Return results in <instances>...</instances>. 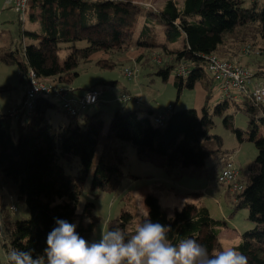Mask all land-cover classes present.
Returning <instances> with one entry per match:
<instances>
[{
  "label": "trees",
  "instance_id": "obj_1",
  "mask_svg": "<svg viewBox=\"0 0 264 264\" xmlns=\"http://www.w3.org/2000/svg\"><path fill=\"white\" fill-rule=\"evenodd\" d=\"M26 23H38L39 27L26 29ZM2 34L10 36V44L0 45V62L19 66L24 80L34 71L39 79H56L63 85L70 78L72 84L82 63L93 62L104 69L116 67L111 59L93 57L101 52L112 55L114 47L126 45L137 52L135 66L152 67L164 82L175 73L179 97L183 89L192 90L199 82L207 91L202 115L195 110H172L163 125L154 121L160 115L156 110H116L98 160L106 127L103 112L84 113L57 128L49 123L48 114L63 110L50 97L39 96L30 117L21 108L18 117L10 116L20 104L0 112V190L7 191L15 205H23L30 215L13 222L12 213L17 211L3 205L4 239L0 243L8 253L19 249L31 252L33 258L44 256L47 236L57 227V219L75 224L78 235L89 241L98 217L95 203L89 202L77 218L83 188L93 172L90 189L94 197L114 191L123 180L129 147L135 149L139 160L160 166L177 178L185 174L216 177L218 168L223 170L230 161L222 138L212 134L213 116H218L240 143L252 142L259 151L246 173L240 174L242 190L233 193L228 188L227 195L234 210L248 211V220L255 226L235 247L248 258V264H264V138L259 137L264 104H257L252 96L224 97L211 115L208 104L216 81L207 73L208 57L213 55L252 73L239 61L247 59L240 49L235 55L227 53L230 46L236 50L241 45L255 59L253 85L264 84L256 80L264 78V0H184L181 5L169 0L158 15L114 0H30L27 19L19 17L18 35ZM181 40L184 47L177 49L175 45ZM80 43L86 46L77 47ZM69 45L72 52L62 65L50 59L53 49ZM156 52L164 58L159 67L152 63ZM182 65L189 68L186 76L177 74ZM91 90L97 89L92 86L83 92ZM6 91L0 87V93ZM238 112L248 119L246 131L236 127L234 114ZM76 161L77 174H67L63 163ZM145 204L153 222L170 226L173 244L186 237L199 240L205 231L216 238L227 227L225 221L214 220L204 206L194 212L187 208L168 220L155 195H147ZM126 218L127 214H122L112 228L132 234Z\"/></svg>",
  "mask_w": 264,
  "mask_h": 264
},
{
  "label": "rangeland",
  "instance_id": "obj_2",
  "mask_svg": "<svg viewBox=\"0 0 264 264\" xmlns=\"http://www.w3.org/2000/svg\"><path fill=\"white\" fill-rule=\"evenodd\" d=\"M121 1L137 7L139 12L145 9L148 14L154 13L158 15L159 11L169 0H114ZM181 5L184 0H173ZM250 2V1H248ZM9 0H0V34L11 32L17 36L19 31V17L24 20V17L17 13L10 7ZM143 19V18H142ZM141 20V18H140ZM8 22V23H5ZM144 21L142 20V23ZM5 23V24H3ZM39 24L26 23V29H37ZM257 41H260L257 38ZM25 43H28L25 41ZM10 36L2 34L0 36V45L9 46ZM85 45V43L76 44L77 47ZM177 49L181 48V43L175 45ZM228 49L229 54L235 55L239 49L242 51V56L245 58L243 61L239 59L243 66L255 74L257 71L254 66V57L248 55L247 48ZM82 48V47H80ZM72 46H62L59 49L55 48L50 52V59H56L62 65L68 55L72 52ZM239 50V51H240ZM238 51V53H239ZM246 52V53H245ZM111 54L101 52L96 54L93 59H111L117 63L114 68H101L96 63L84 64L82 63L77 70L79 76L71 83L66 84L57 83L58 87L72 86L78 93L83 92L86 88L95 86L96 89L103 92V96L99 102L90 107L86 114H95L98 112L104 113L106 122L105 132L99 146L98 156L104 143L106 132L108 131L111 119L116 110L128 111L131 109L147 108L152 106L156 108L159 114H164L169 107L172 110H195L200 115L203 114V109L207 102V91L204 85L199 82L195 88L183 89L181 96L178 95V89L174 84L175 73H172L168 82H164L157 74V70L152 67L135 66L134 60L136 59L137 52L133 49L114 47ZM161 63H158V60ZM152 63L157 67L164 63V58L159 52H156ZM249 64V65H248ZM154 66V68L156 67ZM264 69V63H261ZM126 70L134 72V77L129 79L126 75ZM208 73V72H207ZM28 76V74H27ZM264 76V75H263ZM212 78V77H211ZM27 80V77H26ZM24 80L19 66L6 65L0 62V87L7 88L6 92L0 93V112L4 113L9 108L19 106L28 88V82ZM257 81L264 82V78L256 79ZM133 98L138 99L139 102L131 101L125 103L122 101V96L127 94ZM224 98L223 92L220 90L218 83L213 84V96L208 104V111L211 115L214 114L215 107ZM59 108H62L60 100L50 98ZM138 104V105H137ZM230 114L234 110L229 111ZM235 123L236 127L244 131L248 127V119L241 113H236ZM215 127L212 134L218 135L222 138L224 148L230 152L229 160L233 162L239 174H245L249 166L253 164L257 158L259 151L254 143L245 141L240 143L235 135L227 130L223 124V118L213 116ZM48 121L54 127L66 125L70 118L61 111H50L48 114ZM15 124V122H13ZM260 133L259 137L264 138V125L259 123ZM126 164L123 168V180L121 184L112 192H100L97 197L93 196L90 185L92 181L93 172L90 174L87 183L83 188L82 197L77 209V218L82 214L84 206L89 203H95L94 214L98 217L97 225L94 234L89 242L98 241L101 238L102 230L107 231L112 223L119 219L122 214L126 213V221L131 228L129 232L135 230L137 224L141 223L143 217L140 215L142 211L147 208L145 204V197L147 195H155L159 199L161 208L166 215V218L175 217L177 213L182 212L187 208H191L193 212L199 206L207 207L214 220L226 222L227 227L223 228L222 233L218 237H213L209 232H203L200 235L199 243L203 244L211 252L212 250H220L226 247H235L242 242V235L254 229V225L248 220V211L240 210L235 211L233 202L229 200L225 186L218 183L217 174L222 173V168H218L216 177H207L202 174L201 176H191L188 174L176 177L171 175L164 168L149 162H143L138 159L134 148L129 147L126 151ZM67 174L76 175L79 169L78 162L68 164L63 163ZM14 199L5 190H0V242L4 239L2 216L3 205L16 206ZM17 212L12 213L13 222L26 220L30 215L23 205H17ZM148 209V208H147ZM6 211L4 210V213ZM86 223V222H85ZM8 252L0 243V264H8Z\"/></svg>",
  "mask_w": 264,
  "mask_h": 264
},
{
  "label": "clouds",
  "instance_id": "obj_3",
  "mask_svg": "<svg viewBox=\"0 0 264 264\" xmlns=\"http://www.w3.org/2000/svg\"><path fill=\"white\" fill-rule=\"evenodd\" d=\"M86 98L93 99L91 94ZM140 215L143 220L132 234L110 227L93 242L78 235L75 224L57 219V227L47 236L44 256L33 258L31 252L12 249L8 264H248V258L236 247L210 252L188 237L173 244L170 226L153 222L146 207Z\"/></svg>",
  "mask_w": 264,
  "mask_h": 264
},
{
  "label": "built area",
  "instance_id": "obj_4",
  "mask_svg": "<svg viewBox=\"0 0 264 264\" xmlns=\"http://www.w3.org/2000/svg\"><path fill=\"white\" fill-rule=\"evenodd\" d=\"M30 0H9L10 5L14 6V10L20 13L23 17L27 15ZM161 63L159 59L157 61ZM208 74L219 84L220 90L223 92L224 97L236 98L252 96L257 104H264V84L256 83L253 85V75L247 69L224 62L218 59L216 56L208 57L207 63ZM189 73V68L186 65H182L178 68L177 74L186 76ZM126 75L129 79L134 77V72L126 70ZM28 88L25 93V99L21 101L20 107L15 108L10 112L11 117H18L21 112L25 111L30 117L35 109V101L39 96H46L53 99L60 100L62 103V110L69 118H76L86 113V111L96 105L104 92L97 90H91L83 92L80 96L75 95V91L70 87H58L56 79H39L34 71L28 73ZM91 94L93 99L89 100L86 97ZM122 101L125 103L136 101L138 99L133 98L128 94L122 96ZM172 112V107H169L164 114H160L155 118V123L163 125L169 118ZM240 177L239 171L234 166L233 162L224 167L222 173L219 176L218 182L229 188L231 192H238L242 190L241 184L238 182ZM16 206L12 205L11 210L16 211Z\"/></svg>",
  "mask_w": 264,
  "mask_h": 264
},
{
  "label": "crops",
  "instance_id": "obj_5",
  "mask_svg": "<svg viewBox=\"0 0 264 264\" xmlns=\"http://www.w3.org/2000/svg\"><path fill=\"white\" fill-rule=\"evenodd\" d=\"M181 43V48H179V49H182L183 47H184V41L183 40H181L178 44H180ZM70 88H72L74 91H75V95H77V96H80L82 93H78V91H76L72 86H70ZM104 92V91H103ZM23 100V99H22ZM22 103V102H21ZM20 103V104H21ZM138 105V104H137ZM141 110H142V108H140ZM143 109H152V110H156V108H153L152 106H149V107H147V108H143ZM130 110H137V109H131L130 108ZM167 110V109H166ZM86 114V113H85ZM86 223L88 222V221H85Z\"/></svg>",
  "mask_w": 264,
  "mask_h": 264
},
{
  "label": "bare ground",
  "instance_id": "obj_6",
  "mask_svg": "<svg viewBox=\"0 0 264 264\" xmlns=\"http://www.w3.org/2000/svg\"><path fill=\"white\" fill-rule=\"evenodd\" d=\"M128 94V93H127Z\"/></svg>",
  "mask_w": 264,
  "mask_h": 264
}]
</instances>
